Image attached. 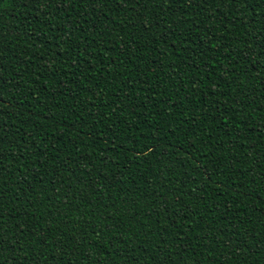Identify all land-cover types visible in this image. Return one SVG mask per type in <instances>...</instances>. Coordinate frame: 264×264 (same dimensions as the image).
<instances>
[{"label":"trees","instance_id":"1","mask_svg":"<svg viewBox=\"0 0 264 264\" xmlns=\"http://www.w3.org/2000/svg\"><path fill=\"white\" fill-rule=\"evenodd\" d=\"M0 264H264V0H0Z\"/></svg>","mask_w":264,"mask_h":264},{"label":"snow or ice","instance_id":"2","mask_svg":"<svg viewBox=\"0 0 264 264\" xmlns=\"http://www.w3.org/2000/svg\"><path fill=\"white\" fill-rule=\"evenodd\" d=\"M233 2H235V0H233Z\"/></svg>","mask_w":264,"mask_h":264}]
</instances>
